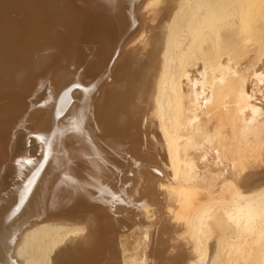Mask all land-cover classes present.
Segmentation results:
<instances>
[{
  "label": "bare ground",
  "instance_id": "obj_1",
  "mask_svg": "<svg viewBox=\"0 0 264 264\" xmlns=\"http://www.w3.org/2000/svg\"><path fill=\"white\" fill-rule=\"evenodd\" d=\"M0 204V264H264V0H0Z\"/></svg>",
  "mask_w": 264,
  "mask_h": 264
},
{
  "label": "rangeland",
  "instance_id": "obj_2",
  "mask_svg": "<svg viewBox=\"0 0 264 264\" xmlns=\"http://www.w3.org/2000/svg\"><path fill=\"white\" fill-rule=\"evenodd\" d=\"M159 5V2L158 3H154V4H152L151 6H149L145 11L147 12V10L149 9V13L150 14H153L154 12H155V9L157 8V6ZM152 8V9H151ZM151 11H152V13H151ZM136 45V44H135ZM251 55H253V53L251 54ZM142 58V60H144V61H141V62H139V63H141V64H143L144 63V65L146 66V65H149V62H148V60L146 59L147 58V55L145 54L144 55V53H143V56H141L140 57V59ZM247 59V57L246 58H243L242 59V61L244 60H246ZM145 61H146V64H145ZM243 61V62H244ZM130 62H131V64L132 65H134V63L133 62H135V61H129V62H126V63H128V65L130 64ZM137 62V61H136ZM135 62V64H137L138 65V63H136ZM125 66H127V65H125ZM130 66V68L129 67H126V69L127 68H129V70H128V72H130L131 71V69H132V67H131V65H129ZM135 66V65H134ZM127 70H126V73L128 74V72H127ZM154 112H151V115L149 114V116H148V118L149 117H151V119H153L152 117L154 116ZM155 118V117H154ZM149 131V132H148ZM149 133H150V130L148 129V130H146V134L148 135L147 137L149 138ZM151 133H152V131H151ZM146 141H147V139H146ZM147 143H149V142H147ZM138 146V145H137ZM143 150H145V147L143 146V147H130L129 146V148L127 149V152H125L126 153V155H125V157H127V160L128 161H131V164H130V166H129V168L127 167L126 169H125V172H126V174H127V176L129 177V179H130V177H132V176H135L134 174H133V170L131 169V168H133L132 166L135 164V162L137 163V161L139 162V164H142V165H144V166H147L148 168H152L151 166V162H149V161H147L146 159L148 158V154H147V152H143ZM150 154V153H149ZM129 170V171H128ZM131 175H130V174ZM136 177H138V176H136ZM128 179V180H129ZM141 181L139 180V183H140ZM129 183L130 182H128V183H126L125 184V198H124V207L122 208V213L123 214H125V211H126V213L131 217V218H135L136 219V215H135V213H137L138 214V216L140 215H143L144 216V214H146L147 215V217H143V216H141L139 219H144L145 221H147V225H146V227H148L147 229L148 230H150L148 233L149 234H152V233H154L155 231L153 230H151L149 227L150 226H152L153 224V221H154V218L152 219H150L149 217L150 216H148V210H150V207H143V208H145L144 210H143V214H139L138 212L140 211L139 209H138V207H136L135 205H134V201H135V195H136V193H137V190H138V188L141 186V184H139V183H137V185L132 189L130 186H128L129 185ZM130 187V188H129ZM138 187V188H137ZM159 187V186H158ZM136 188H137V190H136ZM131 191H130V190ZM140 189V188H139ZM162 189V188H161ZM127 190V191H126ZM134 191V192H133ZM163 191V190H162ZM131 192V193H130ZM135 194V195H134ZM127 196V197H126ZM164 196L165 195H159L158 196V199H164ZM126 199V200H125ZM134 199V200H133ZM128 200L129 201H131L132 203H130V202H128ZM4 204V203H3ZM2 204V205H3ZM121 204V203H120ZM120 204H119V206H120ZM164 205H165V203H164ZM0 206H1V204H0ZM119 206H116L115 208H113L114 210V212H113V214L110 212V214L112 215V216H114V217H116V218H118V216H117V214H119V211H120V209H119ZM128 206L130 207V209L128 208ZM165 207H166V205H165ZM167 208L168 207H166V208H162V218H165L164 220H162V222L163 221H167V219L168 220H170L169 218H167L166 216H169V215H173V213L172 214H170L169 212H167ZM165 209H166V211H165ZM124 210V211H123ZM137 210V211H136ZM151 210H152V208H151ZM145 212H147V213H145ZM169 213V215H167ZM160 213L159 212H157V216L159 215ZM166 214V215H165ZM170 217V216H169ZM133 218V219H134ZM146 218L148 219V220H146ZM151 220V221H150ZM176 220H178V219H174L173 218V220H170L171 222H176V223H174V224H176V226H180V223L182 224L183 222L182 221H176ZM145 221H144V223H145ZM150 221V222H149ZM170 221H169V223H170ZM168 222V221H167ZM179 224V225H178ZM148 225H150V226H148ZM153 227V226H152ZM131 228H134V227H129L126 231L125 230H123V231H121V234H124L123 236H125V235H128L129 237H130V235L128 234V232H129V230H131ZM173 228V227H172ZM153 229V228H152ZM152 231V232H151ZM184 231V230H183ZM175 234H168L167 232H164V233H162V235H161V239L160 240H158L155 244H156V248H158V250L157 251H155V250H152L151 252H148L146 255H145V262L147 263V264H166L165 262H169L168 264H171V256L173 257V256H175L176 254H177V252L179 251V249H181L180 248V245L181 244H183V240H184V236L182 237V232L181 231H176V232H174ZM163 234L165 235V234H167V235H165L166 236V239H165V237H163ZM177 237H176V236ZM178 235H179V238H180V241H179V239H177L178 238ZM181 236V237H180ZM137 238L139 239V237L136 235L135 236V238H133V239H131V243H132V245H131V247L132 248H136V247H138V245H137V241H135V240H137ZM170 238H172V239H170ZM178 240V241H175V240ZM172 241L171 242V244H170V242L169 241ZM133 241H135V242H133ZM183 241V242H182ZM172 243H173V245H172ZM178 243V245H176ZM175 244V245H174ZM160 246V247H159ZM162 246V247H161ZM161 249H162V251H161ZM174 250V251H173ZM172 254V255H171ZM121 259L126 263V264H129L127 261H125V257H122L121 256ZM153 259V260H152ZM168 260V261H167ZM241 263H243V262H241L240 261V264Z\"/></svg>",
  "mask_w": 264,
  "mask_h": 264
},
{
  "label": "snow or ice",
  "instance_id": "obj_3",
  "mask_svg": "<svg viewBox=\"0 0 264 264\" xmlns=\"http://www.w3.org/2000/svg\"><path fill=\"white\" fill-rule=\"evenodd\" d=\"M74 87H80L79 85H74Z\"/></svg>",
  "mask_w": 264,
  "mask_h": 264
}]
</instances>
